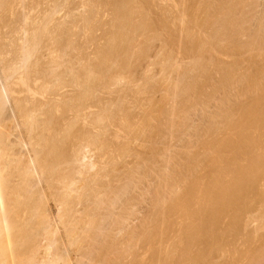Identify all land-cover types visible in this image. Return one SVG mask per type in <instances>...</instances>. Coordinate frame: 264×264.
Wrapping results in <instances>:
<instances>
[{
  "label": "bare ground",
  "instance_id": "obj_1",
  "mask_svg": "<svg viewBox=\"0 0 264 264\" xmlns=\"http://www.w3.org/2000/svg\"><path fill=\"white\" fill-rule=\"evenodd\" d=\"M59 2L0 0V264L237 263L264 230V0Z\"/></svg>",
  "mask_w": 264,
  "mask_h": 264
},
{
  "label": "rangeland",
  "instance_id": "obj_2",
  "mask_svg": "<svg viewBox=\"0 0 264 264\" xmlns=\"http://www.w3.org/2000/svg\"><path fill=\"white\" fill-rule=\"evenodd\" d=\"M59 1H61V2H59V4H60V3H63L64 6H62V4H60V6H62V7H60V9H59L60 12L58 11L59 13H58L57 15H61V17L64 16V17H62L63 20H65L64 18H66L65 16H67V14H68V17H69V15H70L71 13L73 14V12H74L76 9L78 10V11L76 10V12H74L75 15L73 14L74 17H75L74 20L71 19V18H69V19H71V22H70L69 20H67V21H69L68 23H73V21H77V18H76V17H78V15L81 16V18H82V16H83V13H85L84 15H87L86 11L83 12V10H85V9L87 10V9H88V8H85V7L88 6V4H86L87 6H85V7H84V5H83V7L85 8V9H84L82 6L79 5V1H80V0H75V1H74V0H59ZM64 1H65V2H64ZM67 1H68V2H67ZM70 1H71V2H70ZM92 1H93V0H92ZM94 1H98V0H94ZM99 1H101V0H99ZM105 1H106V0H105ZM111 1H112V0H108V2H111ZM49 4H50V3H49ZM67 4H68V5H67ZM75 4H76V5H75ZM66 5H67L68 10H67V8H66ZM106 6L109 7V8L111 7V6H108V5H106ZM106 6H105V7H106ZM47 7H48V6H47ZM69 7H70V8H69ZM75 7H78V8H75ZM81 7H82L83 9H82ZM88 7H89V6H88ZM107 7H106V9H105V14L102 15V13H101L102 16H105V17H103V19H105V20H106L107 18H109V17H108V16H109V11H110V12L112 11V7L110 8L111 10H110L109 8H107ZM62 8H65V9H62ZM73 8H74V9H73ZM70 9H71V13H70ZM72 9H73V10H72ZM81 9H82V10H81ZM79 10H80L81 12H80ZM90 10H91V8H89V11H90ZM106 10H108V12H107ZM68 11H69V13H68ZM89 11L87 10V12H89ZM152 11H154V13L151 12L149 15L152 16L151 14H153V16H152L151 18L156 19V18H157V15L155 14L156 11H155V10H152ZM64 12H65V14H64ZM66 12H67V14H66ZM106 12H107V13H106ZM76 13H77V14H76ZM81 13H82V15H81ZM89 13H91V11H90ZM72 14H71V15H72ZM57 15H55V16H57ZM71 15H70V16H71ZM73 15H72V18H73ZM107 15H108V16H107ZM59 17H60V16H58V18H59ZM61 17H60V18H61ZM68 17H67V19H68ZM99 17H100V16H99ZM154 17H155V18H154ZM56 18H57V17H56ZM75 19H76V20H75ZM78 19H79V18H78ZM60 20H61V19H60ZM63 20H62V21H63ZM72 20H73V21H72ZM79 20H80V19H79ZM79 20H78V22H79ZM81 20H82V19H81ZM62 21H61V22H62ZM64 22L66 23V21H64ZM68 23H67V24H68ZM50 24H51V23H50ZM52 24H53V23H52ZM52 24H51V25H52ZM76 24H77V23L75 22V25H76ZM65 25H66V24H65ZM68 25H69V24H68ZM79 25H80V22H79L78 26H79ZM81 25H83V24L81 23ZM81 25H80V28L82 27ZM69 26H71V25H69ZM66 27H67V26H66ZM101 33H102V31L100 32V30H98V31L96 32V34H97L98 37L101 36ZM99 34H100V35H99ZM86 36H87V35H86ZM81 39H82V40H81ZM81 41H82V43H83L84 45H85V44L87 45V43H84V42L86 41V37L81 36V38L79 39L78 44H79V43L81 44ZM155 42H156V41H155ZM94 43H95V42H94ZM94 43H92V44H91V43H88V46H89V47H88L89 49L87 48L88 52H91V51L93 52L94 48L96 47V44H94ZM156 43H157V42H156ZM150 45H153V46H154L155 43H152V44H150ZM157 45H158V44H157ZM94 46H95V47H94ZM225 60H226V59H225ZM227 60L229 61V60H231V59H230V58H227ZM153 68H154V67H152V69H153ZM152 69H151V70H152ZM152 71L154 72V69H153ZM152 71H150V72H152ZM150 72H149V73H150ZM153 72H152V73H153ZM152 73H151V74H152ZM26 146H27V145H26ZM26 148H28V147H24V149H26ZM256 206H257V205H256ZM258 207H259V206H257L256 211H257ZM253 214H256V212L254 211ZM226 222H227V220H226L224 223H226ZM226 224H227V223H226ZM226 224H225V225H226ZM259 232H260V231H259ZM261 235H262V237H264V236H263V235H264V230H262V231L260 232V234H258V236H256L257 239L254 238L255 240L253 239L254 241L252 240L253 242H250V243H251V244H250V243H246L245 240L242 239V237L244 236V235L242 234L241 238H239L240 240L237 239L236 242H235V245L233 244L234 246H231V247H228V248H227V249H229V253H231V254H229V253L227 252V250H225V251L227 252V255L224 254V256H225V257L223 256V257H224V260H225V258H226V260H227L228 262H230L231 260H233L232 257H233V258L236 257L237 254H238V256H240V254H243L245 251H246V253L249 252V251H248L249 249H250V251H252V250H256L257 248H259L258 245L261 244V243H260V241H261V240H260V239H261ZM229 238H231V237H229ZM244 238H246V237H244ZM227 239H228V238H227ZM229 240H230V242L232 243L231 239H228L227 241L229 242ZM243 240H244V241H243ZM258 240H259V241H258ZM233 241H234V240H233ZM257 241H258V242H257ZM230 242H229V244H230ZM237 242H240V243H237ZM261 242H262V241H261ZM254 243H255V244H254ZM257 243H258V245H257ZM245 244H246V245H245ZM247 245H248V246H249V245H251V246L254 245V246L257 247V248H255V247H253V246H252L253 248H252L251 246L248 247ZM246 246H247L248 248H247ZM233 247H235V248H233ZM236 247H237V248H236ZM231 248H233V249L231 250ZM251 248H252V249H251ZM234 249H236V250H238V251H235ZM239 250H240V251H239ZM242 250H243V251H242ZM236 252H237V253H236ZM232 254H233V255H232ZM244 254H245V253H244ZM244 254H243V255H244ZM228 255H229V256L231 255V256L229 257ZM238 256L236 257V259H237V263L239 264L240 261H238V260H240V258H239ZM238 258H239V259H238ZM222 259H223V258H222ZM229 259H230V260H229ZM234 260H235V259H234ZM242 260H243V259H242ZM242 260H241V261H242ZM219 261H221V260H219ZM224 262H226V261H224ZM237 263H235V264H237ZM240 264H243V261H242V263H240Z\"/></svg>",
  "mask_w": 264,
  "mask_h": 264
}]
</instances>
